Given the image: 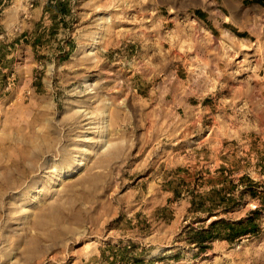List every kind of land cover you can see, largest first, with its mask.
<instances>
[{"label":"rangeland","instance_id":"obj_1","mask_svg":"<svg viewBox=\"0 0 264 264\" xmlns=\"http://www.w3.org/2000/svg\"><path fill=\"white\" fill-rule=\"evenodd\" d=\"M201 1L0 0L50 12L0 22V264H264V0L222 88L172 65Z\"/></svg>","mask_w":264,"mask_h":264},{"label":"crops","instance_id":"obj_2","mask_svg":"<svg viewBox=\"0 0 264 264\" xmlns=\"http://www.w3.org/2000/svg\"><path fill=\"white\" fill-rule=\"evenodd\" d=\"M30 5L28 11L25 10L24 3H9L3 6L0 22L6 33L16 29L23 31L22 37H26V28H31L34 23L40 24L50 16L47 3H30ZM168 5L177 7L173 2ZM170 19L174 23V28L169 29V32L173 33L176 44L175 49H171V56L177 59L172 65L176 67L175 71L185 69L190 75L196 73L188 76L187 79L190 81L188 84L221 88L242 84L241 79L233 83L228 71L234 66L238 67L236 65L238 63L232 57L239 47L247 43L244 32L250 19L248 3H243V0H202L192 12L186 10L180 17ZM17 46L20 47L25 60L24 71L32 72L34 62L31 67H28L27 63H31V59H34L33 42L28 44L22 42ZM13 54L15 52L10 53ZM180 87L185 98L179 106H183L187 114L195 112V106L190 102L189 95L185 93V83H181Z\"/></svg>","mask_w":264,"mask_h":264},{"label":"trees","instance_id":"obj_3","mask_svg":"<svg viewBox=\"0 0 264 264\" xmlns=\"http://www.w3.org/2000/svg\"><path fill=\"white\" fill-rule=\"evenodd\" d=\"M216 224H218V222H215L213 225H216ZM240 225V224H239ZM238 225V226H239ZM235 225L233 224V223H231V227H234ZM247 229L245 228V229H242L241 231H246Z\"/></svg>","mask_w":264,"mask_h":264}]
</instances>
